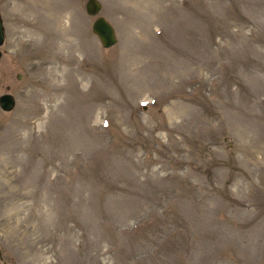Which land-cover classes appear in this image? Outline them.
I'll return each instance as SVG.
<instances>
[{
  "label": "rangeland",
  "instance_id": "rangeland-1",
  "mask_svg": "<svg viewBox=\"0 0 264 264\" xmlns=\"http://www.w3.org/2000/svg\"><path fill=\"white\" fill-rule=\"evenodd\" d=\"M40 1L0 0V264H264V0H100L109 47Z\"/></svg>",
  "mask_w": 264,
  "mask_h": 264
},
{
  "label": "bare ground",
  "instance_id": "bare-ground-1",
  "mask_svg": "<svg viewBox=\"0 0 264 264\" xmlns=\"http://www.w3.org/2000/svg\"><path fill=\"white\" fill-rule=\"evenodd\" d=\"M39 2L41 1L39 0ZM26 9L32 10V12H34V18H29V17L28 18H21V17L17 18L18 20H20L17 22L25 26V30H23L22 28L21 29L16 28V33L18 34L16 42L23 49L27 47L28 44H31V43L35 44V46H38V45L46 44L49 42L48 47L50 48V50H48V53L49 52L51 53L50 61L52 62L60 61V59L56 56L58 55L57 54L58 51L56 49L57 48L59 49L60 45L61 46L68 45V47L72 49L73 37L71 36L70 32L63 31V30L55 31L48 27L51 21V17L53 18L54 23L56 22L58 13L56 14L55 11L52 12V6H50L49 2H45L44 4L42 3L41 5L36 4V3H30V5L26 7ZM23 32L28 33L26 34L27 37L25 38H23L24 36L22 37ZM58 34L60 35V37H58V39L56 40V37ZM52 71H55V70L52 69Z\"/></svg>",
  "mask_w": 264,
  "mask_h": 264
},
{
  "label": "water",
  "instance_id": "water-1",
  "mask_svg": "<svg viewBox=\"0 0 264 264\" xmlns=\"http://www.w3.org/2000/svg\"><path fill=\"white\" fill-rule=\"evenodd\" d=\"M102 3L100 0H86L85 10L88 14L95 15L91 30L97 35L101 44L104 47H109L116 43L117 36L113 24L100 13ZM4 26L0 13V44L4 40ZM15 105V97L11 92H4L0 94V107L5 110H11Z\"/></svg>",
  "mask_w": 264,
  "mask_h": 264
}]
</instances>
